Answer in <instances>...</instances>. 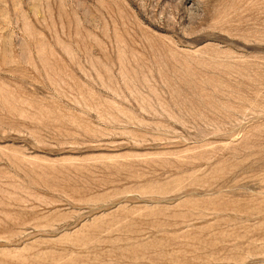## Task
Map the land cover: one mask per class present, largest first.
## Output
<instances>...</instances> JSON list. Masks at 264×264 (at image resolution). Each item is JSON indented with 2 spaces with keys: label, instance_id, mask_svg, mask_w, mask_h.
I'll list each match as a JSON object with an SVG mask.
<instances>
[{
  "label": "rangeland",
  "instance_id": "obj_1",
  "mask_svg": "<svg viewBox=\"0 0 264 264\" xmlns=\"http://www.w3.org/2000/svg\"><path fill=\"white\" fill-rule=\"evenodd\" d=\"M0 264H264V0H0Z\"/></svg>",
  "mask_w": 264,
  "mask_h": 264
}]
</instances>
